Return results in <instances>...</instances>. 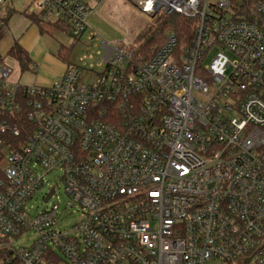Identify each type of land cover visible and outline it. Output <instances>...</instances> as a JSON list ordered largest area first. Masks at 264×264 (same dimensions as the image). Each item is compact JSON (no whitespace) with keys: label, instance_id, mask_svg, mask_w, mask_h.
Wrapping results in <instances>:
<instances>
[{"label":"built area","instance_id":"2783aa9c","mask_svg":"<svg viewBox=\"0 0 264 264\" xmlns=\"http://www.w3.org/2000/svg\"><path fill=\"white\" fill-rule=\"evenodd\" d=\"M91 1L106 0L31 3L88 33L82 65L48 87L0 65V264H264V0H134L194 24L149 56L91 30Z\"/></svg>","mask_w":264,"mask_h":264},{"label":"rangeland","instance_id":"374dc122","mask_svg":"<svg viewBox=\"0 0 264 264\" xmlns=\"http://www.w3.org/2000/svg\"><path fill=\"white\" fill-rule=\"evenodd\" d=\"M91 5L95 10L89 16L88 19V25L90 29L99 34V36L102 37L104 40L112 44L123 42L125 45L131 44L133 47H138L137 37L147 25L152 24L154 22V19L159 16L170 17L167 15H158L153 19L149 20L148 18L144 17L139 13L134 0H106L102 5L101 9H99V7L97 8L98 3L96 4L95 1H91ZM26 8L27 5L24 3L23 0H5V4L0 10V16L3 18V20H6L8 16L7 14L9 12L12 13V17L7 21L10 26L9 28L11 29V25H14L17 26V30H22L23 23H25L26 19L29 20L24 14V10ZM42 25L46 28L45 24ZM1 27H6L5 23L1 22L0 28ZM36 29L37 27L30 26L29 23L26 26V29H24L23 31L24 33L29 32L26 37L29 39V41H31L33 54H38L40 57H43L45 54L44 50L46 47L44 48L42 45H38L36 43V37L38 35L47 37V39L50 40L48 42L50 45L55 44L56 48L60 49V38L50 34L41 35L40 32L38 33ZM21 35L22 32L19 36ZM88 43V33L84 35L80 41H77L76 39L72 38L68 39V43L66 45L64 44V46L69 47L71 49V54L69 56L71 63L76 65H82L80 59L87 55V47H89ZM49 50H51V57L53 59L52 61L59 62L56 57V51L50 48ZM214 55L215 52L212 53L210 57H208L206 62L209 63ZM2 58H6L3 59V63L13 69L14 74L12 75L11 80H15V78L18 79L22 74V78L20 81L21 85H31L34 79L38 76H49L48 73H45L41 70L38 71L37 75H31L30 72L23 73L21 71L17 59L11 56L10 54H6V56ZM90 64L91 60L87 62V68ZM39 69H41V67H39ZM95 71H101V68L96 67ZM80 80L82 83H88L92 85L96 82L97 75L94 71H87V69H81ZM61 176L62 174L60 170H54L51 174L46 177V180L51 186L56 184L60 186L59 195L61 196L62 204L59 209V226L60 228L64 229L74 225V223L79 220L80 214L73 213V210L76 208H69L68 210H65L67 201L63 192ZM45 193L46 191L31 202L30 205L33 206V209L31 210L33 215L38 214L39 210L48 206L46 203L43 202V197ZM33 239V235L21 238L16 242V248L18 249L22 247L23 243H26L25 246H30L33 242Z\"/></svg>","mask_w":264,"mask_h":264},{"label":"crops","instance_id":"0c3cea01","mask_svg":"<svg viewBox=\"0 0 264 264\" xmlns=\"http://www.w3.org/2000/svg\"><path fill=\"white\" fill-rule=\"evenodd\" d=\"M24 3L27 5V8L24 10V14L26 16V18H28V14H32L31 13V3L32 0H23ZM5 4V0H3V4L0 7V10L2 8V6ZM37 14V13H36ZM7 19L3 20V18L0 16V23H5L6 27H1L0 28V58L6 59V58H2L4 56L9 55L10 51L15 47V45H18L20 48H22L26 54L28 55L29 59H30V67L28 70L23 71L20 64V68L21 71L23 73L25 72H30L31 75H37L38 71H44L45 73H48L49 76H38L34 79V81L32 82L31 85L33 86H42V87H48L49 85H51L53 82H55L56 80L60 79L66 70V67L68 64L71 63L70 61V54H71V49L69 47L64 46V44L66 45L68 43V39L72 38L75 39L70 32H68V30L66 31V27L67 24H64L62 22V26L64 25L65 30H57V31H52V32H41L39 25L33 23L29 18V20L26 19L25 23H23V27L22 30H17L16 27L14 25H11V29L9 28V23L7 22L11 17H12V13H8L7 14ZM58 20L55 17L52 21H46V22H53L56 23ZM30 23V26L33 27H37V32L41 35L43 34H50V35H55L58 38H60L61 40V46L60 49L56 48L55 44L50 45L48 42L50 41L49 39H47V37H43V36H37L36 37V43L38 45H42L45 48V54L43 57H40L38 54H33L32 51V47H31V41H29V39L26 37L27 34L29 33H24V29H26V26ZM15 27V29H14ZM22 32V35H20V33ZM11 33V34H10ZM77 40V39H76ZM79 41V40H77ZM56 51V57L58 59L59 62L56 61H52V57H51V50H49V48ZM65 49L66 51L68 50V54L66 55V59H63L62 57L59 56V52L61 51V49ZM19 63V62H18ZM5 64V63H4ZM6 65V64H5ZM39 67H41V69H39ZM13 69H12V74L10 79H12V75H13ZM22 78V74L20 75V77L17 79L15 78V80H11L12 82L20 85V86H31V85H21L20 81Z\"/></svg>","mask_w":264,"mask_h":264},{"label":"trees","instance_id":"16d2710c","mask_svg":"<svg viewBox=\"0 0 264 264\" xmlns=\"http://www.w3.org/2000/svg\"><path fill=\"white\" fill-rule=\"evenodd\" d=\"M28 18L35 24L39 25L41 32H52L57 30H65L64 25L62 26L61 20L56 23L46 22L41 15L36 13L28 14ZM42 18V19H41ZM67 24L66 22H63ZM45 24L46 28L42 25ZM193 22L187 20L179 15H172L170 17L159 16L154 19V22L147 25L143 31L137 37L138 47L137 51L143 53L144 55H151L153 49L160 48L164 42L165 38L169 33H174L178 39L179 45H188L192 43L194 38V26ZM70 32V28L67 25L66 31ZM11 56L17 59L23 71H26L30 67V59L26 52L20 48L18 45L10 51ZM66 51L64 48L59 52V56L66 59ZM3 60L0 58V65ZM2 255L0 253V259Z\"/></svg>","mask_w":264,"mask_h":264},{"label":"water","instance_id":"95a60500","mask_svg":"<svg viewBox=\"0 0 264 264\" xmlns=\"http://www.w3.org/2000/svg\"><path fill=\"white\" fill-rule=\"evenodd\" d=\"M51 195H52V194H49V195H48V197H47L46 201H47V200L50 198V196H51Z\"/></svg>","mask_w":264,"mask_h":264}]
</instances>
